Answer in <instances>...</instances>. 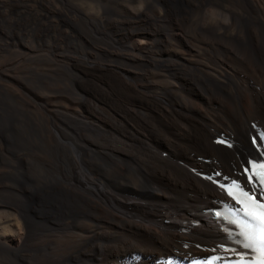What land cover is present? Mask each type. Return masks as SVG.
<instances>
[{
  "label": "bare ground",
  "instance_id": "6f19581e",
  "mask_svg": "<svg viewBox=\"0 0 264 264\" xmlns=\"http://www.w3.org/2000/svg\"><path fill=\"white\" fill-rule=\"evenodd\" d=\"M118 1L88 12L72 49L58 22L78 13L29 0L3 10L0 0V87L74 136L47 139L63 147L27 160L42 166L35 179L0 163L11 194L0 248L19 264H264L212 214L233 206L231 180L260 193L249 177L264 163V0ZM20 15L59 43L22 44L10 22ZM36 71H61L57 91L36 85Z\"/></svg>",
  "mask_w": 264,
  "mask_h": 264
},
{
  "label": "rangeland",
  "instance_id": "374dc122",
  "mask_svg": "<svg viewBox=\"0 0 264 264\" xmlns=\"http://www.w3.org/2000/svg\"><path fill=\"white\" fill-rule=\"evenodd\" d=\"M6 1H7V3L4 5L3 10H6V9L8 10L10 8L11 10L14 9V11H18L22 1H28V0H6ZM29 1H36V2H39V4L45 2L47 6L49 5V6L56 7L59 10L61 9V11L65 14H67V13L71 14V11H72V13L76 12L79 14V17H76V19H77L76 23H75V21L74 22L71 21L72 19L69 20V18L68 19L63 18L62 22H58V24L60 23L62 26L63 25H65V26L70 25L66 29V31L68 32V37L65 40L66 43H65V41H64V43H65L66 47L68 46L69 48L73 49V48H75L76 45H79V43H77L73 38V33H72L73 28L75 29V26H76V29L78 28L77 30H79L80 32L82 31V33L85 32V30L87 31V29H88L87 25H89L87 18H88V15L93 11L92 9H97V8L99 9V8L104 7V6L106 8L107 7L113 8V6L116 7V5H114V4L118 0L117 1L116 0L115 1L110 0L111 3L109 0H108V2H107V0H29ZM67 1H68V3H67ZM135 1H137V0H135ZM140 1H142V0H140ZM12 2H13V4H12ZM105 2H107V4ZM138 2H139V0H138ZM77 8L80 10L78 11ZM88 12H89V14H88ZM26 20L28 21V23L26 22ZM30 20H32V21H30ZM10 22L12 23V28L15 31L14 32L15 35L17 36L18 40L21 41L22 44L26 43L27 45L37 47V46H41V45H52V43L53 44L59 43V41L57 39V31L47 27L48 25L40 19H35L33 17L20 15L19 19H13V21L10 20ZM7 23H8L7 21L1 20V24L6 25ZM31 23H34V25L31 26ZM36 24L38 27L35 26ZM55 25H56V23H55ZM34 26H35V29H33ZM39 29H40V31H39ZM27 31H28V33H27ZM42 31H44L45 33ZM31 32H32V34H31ZM55 32H56V34H55ZM47 34H49V36ZM42 40H43V42H42ZM44 40H47V41L45 42ZM48 42H50V43H48ZM34 43H36V44H34ZM43 57L44 56H39L36 59V61H38V63L40 62V64H42V62H45V60H46V57H44V58ZM61 73H62L61 71H57L55 73V75L49 74V75L45 76L43 73L36 71V73L34 74L33 77H36V78H34V80H35L36 85H39V86H43L45 84V82L51 81V82H47V84L51 83L52 89L57 91L56 90L57 85L55 83L59 80V77H61ZM45 123H46V121L44 122V120L40 119V117L38 115L27 112L21 106V102H19L18 100L15 101V99L13 100L11 98V96L9 95V93L7 91H5L2 87H0V143H4L3 145L6 147V149L10 153V155L0 153V163L6 165L7 167H10L11 168V174L13 173V176L16 177L18 180L23 181L24 177L27 174H28V176L32 175V177H30V176L29 177L33 178V176L36 175L35 170L38 171V169L42 167L35 160H29L27 162V160L30 157L37 156V155H43L44 153L46 155H50L49 154L50 151L52 152V154L57 153L58 150H60L63 147L62 145H60V146H59V144L57 145V143L55 145L54 144L50 145V143L47 141V139L48 140H50V139H55V140L74 139V136L72 135V133L69 131L68 128H67L68 130L66 129V127H64L65 130H63L64 128L61 129V127H59L60 129L59 128L53 129V126L51 124L47 125V123L46 124ZM67 124H69V123H67ZM68 126H70V124L67 125V127ZM70 127H72V125ZM56 131L59 133H57ZM20 152L23 153V156H21V157L19 156ZM12 162H14V163H12ZM27 164L30 166H28ZM28 167H32L33 169L32 168L30 169ZM32 170L34 171V173ZM33 179H35V178H33ZM0 180H1V178H0ZM0 191H1L0 192V202L5 203L6 205L11 203V196H10L11 194H9L10 192L7 190H0ZM3 191H5V192H3ZM0 254H1L0 255V261L2 262V263L0 262V264H19L18 262L15 261L13 256L9 255L10 253L6 250L4 251L3 248H0Z\"/></svg>",
  "mask_w": 264,
  "mask_h": 264
},
{
  "label": "snow or ice",
  "instance_id": "6c2138e0",
  "mask_svg": "<svg viewBox=\"0 0 264 264\" xmlns=\"http://www.w3.org/2000/svg\"><path fill=\"white\" fill-rule=\"evenodd\" d=\"M255 167L260 171H254L253 174L258 184L264 186V165H256ZM249 179L251 180L252 176ZM236 187L239 189V185ZM242 194L252 202L251 205H245L244 211L255 222V224L249 223L248 225L250 229H253L248 233V238L250 241H259L264 244V202L256 199L255 192L250 195L249 192L243 191ZM261 197H264V191H261ZM262 252H264V248H262Z\"/></svg>",
  "mask_w": 264,
  "mask_h": 264
}]
</instances>
